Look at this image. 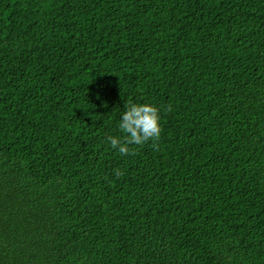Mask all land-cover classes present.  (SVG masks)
Listing matches in <instances>:
<instances>
[{
	"label": "trees",
	"instance_id": "trees-1",
	"mask_svg": "<svg viewBox=\"0 0 264 264\" xmlns=\"http://www.w3.org/2000/svg\"><path fill=\"white\" fill-rule=\"evenodd\" d=\"M0 264H264V0H0Z\"/></svg>",
	"mask_w": 264,
	"mask_h": 264
},
{
	"label": "clouds",
	"instance_id": "clouds-1",
	"mask_svg": "<svg viewBox=\"0 0 264 264\" xmlns=\"http://www.w3.org/2000/svg\"><path fill=\"white\" fill-rule=\"evenodd\" d=\"M160 119V109L155 104L128 102L118 125L123 136L110 135L107 141L121 156L136 154L130 145L142 146L152 141V146L157 147L162 132ZM116 175H120L119 170Z\"/></svg>",
	"mask_w": 264,
	"mask_h": 264
}]
</instances>
